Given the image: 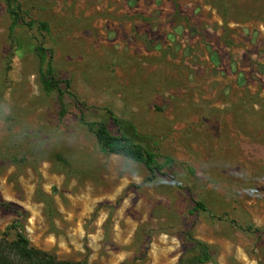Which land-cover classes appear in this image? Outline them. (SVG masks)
Returning a JSON list of instances; mask_svg holds the SVG:
<instances>
[{"label": "rangeland", "instance_id": "rangeland-1", "mask_svg": "<svg viewBox=\"0 0 264 264\" xmlns=\"http://www.w3.org/2000/svg\"><path fill=\"white\" fill-rule=\"evenodd\" d=\"M19 2L48 30L0 0V235L20 215L58 259L178 264L191 232L205 264H264V0ZM38 41L79 104L42 90ZM80 110L162 173L102 153Z\"/></svg>", "mask_w": 264, "mask_h": 264}, {"label": "trees", "instance_id": "trees-1", "mask_svg": "<svg viewBox=\"0 0 264 264\" xmlns=\"http://www.w3.org/2000/svg\"><path fill=\"white\" fill-rule=\"evenodd\" d=\"M6 11L11 19V28L19 22L32 28L34 25L39 31H47L48 25L44 21H26L21 12L19 0H4ZM35 54L39 58L41 70L39 82L45 92L56 91L61 105L63 96L68 94L76 103L79 99L71 91V84L68 79H60L55 73L52 64V54L49 53L41 41L35 45ZM110 118L117 124H120L111 111H108ZM78 122L93 133L99 150L104 154H114L122 156L132 162L142 164L148 174V179H153L157 174H161L165 164L156 160V155L146 150L141 144L134 142L129 136L118 133L112 134L104 121H90L86 118L83 111L80 110L77 116ZM171 161L166 158V163ZM0 207L10 208L6 201L0 199ZM193 211H206L202 201H195ZM185 240L189 243V248L179 259L178 264H205L212 262V255L209 246L193 236L191 232L185 234ZM0 264H88L86 259L70 261L58 259L54 255L33 247L25 234L24 224L20 215L15 218L3 234L0 235Z\"/></svg>", "mask_w": 264, "mask_h": 264}]
</instances>
